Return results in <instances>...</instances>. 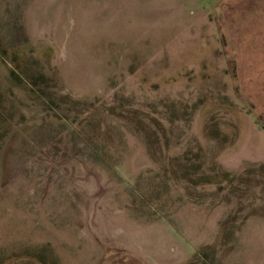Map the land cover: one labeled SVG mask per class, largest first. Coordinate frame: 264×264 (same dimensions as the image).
<instances>
[{"label": "rangeland", "instance_id": "obj_1", "mask_svg": "<svg viewBox=\"0 0 264 264\" xmlns=\"http://www.w3.org/2000/svg\"><path fill=\"white\" fill-rule=\"evenodd\" d=\"M256 249L264 0H0V264Z\"/></svg>", "mask_w": 264, "mask_h": 264}, {"label": "crops", "instance_id": "obj_2", "mask_svg": "<svg viewBox=\"0 0 264 264\" xmlns=\"http://www.w3.org/2000/svg\"><path fill=\"white\" fill-rule=\"evenodd\" d=\"M258 249H256V258L254 260L252 258L253 254H251V258L243 256V254H241L240 257L238 259H234L233 263L231 264H264V260L261 259L263 258L264 251H259ZM261 249H263V245H261Z\"/></svg>", "mask_w": 264, "mask_h": 264}]
</instances>
